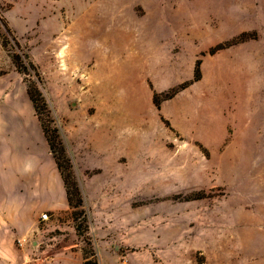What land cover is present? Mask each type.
I'll list each match as a JSON object with an SVG mask.
<instances>
[{"label":"rangeland","instance_id":"1","mask_svg":"<svg viewBox=\"0 0 264 264\" xmlns=\"http://www.w3.org/2000/svg\"><path fill=\"white\" fill-rule=\"evenodd\" d=\"M0 18L47 110L0 42V264H264V0H0Z\"/></svg>","mask_w":264,"mask_h":264},{"label":"trees","instance_id":"2","mask_svg":"<svg viewBox=\"0 0 264 264\" xmlns=\"http://www.w3.org/2000/svg\"><path fill=\"white\" fill-rule=\"evenodd\" d=\"M240 39H243V38H240ZM0 42L3 48H9L11 61L14 64L17 71L22 74H28L34 78L35 82L33 81L32 84L27 85L26 93H27L28 98L33 103L35 111L38 112L39 110H41L42 112H47L44 100L38 89V85L41 83L40 74L37 68L30 61L27 60L28 58L25 55L19 54V53H13V51H10V49L13 50V45L16 50H19V45L17 41L15 40V38L12 36L10 29L8 28V26L6 25V23L4 22L2 18H0ZM222 48H224L223 45L216 46L215 48L209 50V54L212 55L217 50H220ZM199 67H200V61L197 60L195 63V69H194L191 80L179 84L178 86L169 90L166 93L157 94L153 92L152 103L155 106V108L159 110L160 104L162 102L172 99L178 92L187 88L194 82L199 81L201 77ZM161 120L166 125V127H169V123L167 121H165L163 118H161ZM41 128L47 140L49 149L51 152H53V150L55 149L54 148V144H55L54 135L56 136L57 130L56 129L50 130V128L44 125L42 122H41ZM55 161H56V158H55ZM56 164H57V167L60 168V164L58 163V161H56ZM64 185H65V195H66V200H67L68 205L71 208H81L83 205V201H82V198L80 196L77 186L72 183L70 184L71 185L70 186L69 183L66 182V180L64 182ZM70 188H72V190H70ZM75 230L78 236H82L81 229L78 226L75 228Z\"/></svg>","mask_w":264,"mask_h":264},{"label":"crops","instance_id":"3","mask_svg":"<svg viewBox=\"0 0 264 264\" xmlns=\"http://www.w3.org/2000/svg\"><path fill=\"white\" fill-rule=\"evenodd\" d=\"M168 122H169L170 126L173 128V130L178 135H180V129L177 128L171 121H168ZM46 165L48 167V175L52 178L54 183H56L58 185V183L61 182V178H60V175L58 173V170H57V167H56L55 163L53 162V160L50 161V159H47L46 160ZM82 191H83V195L85 197V190H82Z\"/></svg>","mask_w":264,"mask_h":264},{"label":"built area","instance_id":"4","mask_svg":"<svg viewBox=\"0 0 264 264\" xmlns=\"http://www.w3.org/2000/svg\"><path fill=\"white\" fill-rule=\"evenodd\" d=\"M40 218H41V220L42 221H44V220H47V215L46 214H42L41 216H40Z\"/></svg>","mask_w":264,"mask_h":264}]
</instances>
